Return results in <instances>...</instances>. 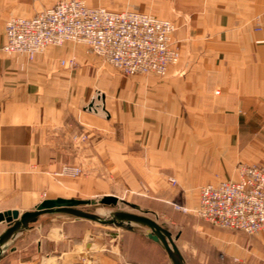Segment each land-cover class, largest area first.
Masks as SVG:
<instances>
[{
    "label": "crops",
    "instance_id": "obj_1",
    "mask_svg": "<svg viewBox=\"0 0 264 264\" xmlns=\"http://www.w3.org/2000/svg\"><path fill=\"white\" fill-rule=\"evenodd\" d=\"M52 1L0 0V212L29 211L42 194L66 190L125 202L142 196L141 185L160 202L192 205L182 191L196 190L197 202L200 186L233 177L238 164H264V27L251 21L264 0H154L181 15L172 35L186 63L164 77L115 73L83 45L49 47L31 61L5 54L7 17H30ZM125 4L169 19L170 10L143 0ZM72 55L80 67L60 66ZM65 163L85 173L55 176ZM53 216L0 246V264H166L161 246L134 227ZM199 221L190 236L174 237L184 264H264V232Z\"/></svg>",
    "mask_w": 264,
    "mask_h": 264
},
{
    "label": "built area",
    "instance_id": "obj_2",
    "mask_svg": "<svg viewBox=\"0 0 264 264\" xmlns=\"http://www.w3.org/2000/svg\"><path fill=\"white\" fill-rule=\"evenodd\" d=\"M263 27L264 13L256 16L254 30ZM174 29L171 21L135 9L110 10L82 0H58L30 17H10L2 50L31 61L49 47L73 42L85 45L123 75L164 77L180 57L171 43ZM61 62L72 63V59ZM63 170L76 174L74 168ZM236 174V178L200 186L194 213L219 229L259 234L264 231V164H238ZM169 181L175 183L172 178Z\"/></svg>",
    "mask_w": 264,
    "mask_h": 264
},
{
    "label": "rangeland",
    "instance_id": "obj_3",
    "mask_svg": "<svg viewBox=\"0 0 264 264\" xmlns=\"http://www.w3.org/2000/svg\"><path fill=\"white\" fill-rule=\"evenodd\" d=\"M40 1H49V0H40ZM82 1H84L89 6H102V7L104 6L106 8H110V9H113L115 7H116L115 9H117V4L120 6L125 5V7L129 8V9L130 8L131 9L137 8V7H132L129 5L127 6L125 4L127 2V0H82ZM55 2H56V0L52 1L53 4ZM143 2H145V4L148 7H151L153 11L158 12V11H164L165 9L170 10L169 7L168 8L164 7L160 1L155 2L154 0H143ZM125 7H124V9H125ZM135 10H137V9H135ZM145 13H148V12H145ZM171 13H172V15H171ZM263 13H264V11L261 13H257L255 15H253L252 19H251L252 23L253 24L255 23L256 16H261ZM157 15L160 16L161 14H157ZM167 15H169L170 20L169 19H166V20L171 21L173 23V25L175 24L174 22L176 21V19H179V20L181 19V15H177L173 10H170V13H168ZM15 16H17V15L16 14L9 15L7 18L9 19L10 17H15ZM161 17H163L161 19H165L167 16H165L163 14ZM6 21H5V23H6ZM4 26H5V24H4ZM174 27H176V25H174ZM174 31H175V29H174ZM66 43L76 45L79 47L82 46V44H76L73 42H65L61 46H56L55 48H61ZM171 43L173 44V46H175L179 50V53H180L179 47L175 44V41L173 40V35L171 36ZM83 46H85V45H83ZM85 47H83V49H85L84 52H86L85 53L86 55L92 56L94 59H96V58L99 59V62L102 65H104L105 67L113 70L115 73H120L115 68H113L111 65H109L108 63L103 61L100 57H98L95 54H93L92 52H90L87 47L86 48ZM47 50H48V48L44 52H42L38 55H44ZM7 55H13V54H7ZM14 55H21V54H14ZM70 57L72 59V63L62 64V62L60 61V66H62V67L66 66L68 70H74L77 67H80L81 64H80L78 58L74 55H72ZM185 63H186L185 58L183 57L182 53H180L179 61L175 65L183 67L185 65ZM172 66H174V65H172ZM89 73H93V72L89 71ZM89 109L90 108L86 107V110H88L90 112H94V111L89 110ZM84 138L85 137H81L80 140H84ZM65 167L74 168L76 170V174H73V175L67 174L63 170ZM84 173L85 172L83 171V169L81 167L65 163L62 165L59 172L55 173L54 175L74 179V178H79V176L83 175ZM236 176H237V174H236V167H235L234 176L231 178H236ZM170 178L175 180L174 184H172L169 181ZM231 178H228V179H231ZM167 180H168L167 182L172 187H175L177 185V180L173 176L172 177L169 176ZM141 186H142V190H143L142 196L141 195H130L129 197L125 196L123 198V200L127 203L119 201V203L116 206H102V205L90 206V205H87V206H81V207H79V209L86 211V212H89V213H94L97 216H99L101 219H104V220L112 219L113 213L116 211L135 213V214H139V215L149 217V218L153 219L154 221H156L159 225H162L164 228L168 229L173 236V241H174V237L176 236L178 231L181 232V234H185V235L190 236V233H188V232L191 230L192 226L195 227V225H197V223L200 222L199 218L194 213V209L198 203V199H197V202H195L196 190L195 191H182V193L187 196V200L192 202V205H181V204L177 203V202H179L178 200H175V201L170 202V203H163V202H160L154 198H151L148 195V192H147L145 185H141ZM110 190H116V189L112 188ZM197 192H198V190H197ZM175 193H177V191H175ZM101 197H102V194L99 192H94L92 194H85V193H81L78 191H71V190H66L62 196V198H73V199H80V200H91V199L98 200ZM41 198H42V200L47 199V198H45L44 194L41 195ZM137 202H139L140 207L138 206L137 208H132L129 205V204H136ZM54 214H60L64 218L66 217V218H70V219H76L75 217H73L71 215L64 214V213H52V214H48V215H52V216H45L47 214H45L44 216L41 215L37 221H40L43 219L42 221H44V224H48L49 223L48 219L50 217H54L53 216ZM81 221H83V223H85V224H88L87 221H89V220L82 219ZM122 223L124 225H126V222H122ZM94 225L98 230H104V228H103L104 226H96V224H94ZM103 225H110L109 227L113 228V226H112L113 224H103ZM130 226L134 227L135 229L140 231L142 234H146V232H144L147 230L145 227L138 225V224H134V223H131ZM263 232L264 231H262L261 233H263ZM261 233H259V234H261ZM259 234L252 235V236H257ZM159 256H161L160 249H159ZM162 256L164 257V258L163 257L162 258L164 259L166 264H171L170 260L168 259L167 255L165 253H163Z\"/></svg>",
    "mask_w": 264,
    "mask_h": 264
},
{
    "label": "water",
    "instance_id": "obj_4",
    "mask_svg": "<svg viewBox=\"0 0 264 264\" xmlns=\"http://www.w3.org/2000/svg\"><path fill=\"white\" fill-rule=\"evenodd\" d=\"M119 201L121 200L113 195H104L98 200H80L57 197L54 199H43L35 205L33 209L22 213L17 210L0 212V223L6 224V229L0 234V246L4 245V243L15 233L23 231L31 224L35 223L41 215L64 213L71 215L76 219H85L98 222L100 224H113L127 230H132V227L130 226L131 223L141 225L147 229L145 234L146 237L161 246L171 264H184L182 256L173 241V236L170 231L165 229L162 225H159L153 219L135 213L116 211L113 213L112 219L104 220L94 213H89L79 209V207L87 205L116 206ZM129 205L132 208L138 207L134 204ZM122 222H126V225ZM1 254L2 250L0 249V256Z\"/></svg>",
    "mask_w": 264,
    "mask_h": 264
},
{
    "label": "bare ground",
    "instance_id": "obj_5",
    "mask_svg": "<svg viewBox=\"0 0 264 264\" xmlns=\"http://www.w3.org/2000/svg\"><path fill=\"white\" fill-rule=\"evenodd\" d=\"M166 229V228H165ZM168 230V229H167ZM169 231V230H168ZM171 233V232H170Z\"/></svg>",
    "mask_w": 264,
    "mask_h": 264
},
{
    "label": "trees",
    "instance_id": "obj_6",
    "mask_svg": "<svg viewBox=\"0 0 264 264\" xmlns=\"http://www.w3.org/2000/svg\"><path fill=\"white\" fill-rule=\"evenodd\" d=\"M148 240H150V239H148ZM151 241V240H150Z\"/></svg>",
    "mask_w": 264,
    "mask_h": 264
}]
</instances>
